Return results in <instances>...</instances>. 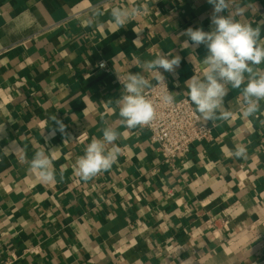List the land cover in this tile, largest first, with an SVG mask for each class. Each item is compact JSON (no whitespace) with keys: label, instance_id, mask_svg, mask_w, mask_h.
Returning a JSON list of instances; mask_svg holds the SVG:
<instances>
[{"label":"crops","instance_id":"crops-1","mask_svg":"<svg viewBox=\"0 0 264 264\" xmlns=\"http://www.w3.org/2000/svg\"><path fill=\"white\" fill-rule=\"evenodd\" d=\"M100 1L0 0V264H264V101L244 117L240 90H230L232 118L208 122L210 137L171 166L147 129L122 124L116 104L119 77L140 72L153 84L143 62L161 52L181 57L160 71L174 99L187 97L207 48H183L182 33L210 31L213 6ZM113 7L142 15L119 27ZM224 14L256 27L264 0H229ZM106 127L121 134L120 154L84 181L76 162ZM237 145L245 157L230 155ZM39 150L52 158L53 182L29 170Z\"/></svg>","mask_w":264,"mask_h":264},{"label":"clouds","instance_id":"clouds-1","mask_svg":"<svg viewBox=\"0 0 264 264\" xmlns=\"http://www.w3.org/2000/svg\"><path fill=\"white\" fill-rule=\"evenodd\" d=\"M213 6L211 14L212 28L204 31L201 28H187L182 35L189 40L184 41L183 48H207V55L199 60L202 76L193 75L185 84L188 89L186 96L195 105V111L207 124L216 121H228L232 112L225 106V97L233 89L240 90L243 100L244 117H255L261 112L260 102L264 101V35L260 25L254 27L251 23H241L231 14L225 15L229 7V0H207ZM142 15L140 8L132 9L113 7L111 17L113 22L123 27L134 18ZM191 42V44L189 43ZM159 53L156 58L143 62L145 70L156 75L158 83H164V76L160 69L172 73L181 62L179 55ZM100 67H104L101 63ZM123 90L116 101L122 124L127 129L147 126L155 117V107L151 99L145 94V89L153 87L151 81L142 73H128L121 80ZM163 101L172 104L175 102L174 94L168 90L162 97ZM63 131L61 121L53 118ZM102 139L93 137L86 146L84 155L76 162V174L84 181H88L102 171L109 170L117 161L120 148L115 141L120 133L111 127L102 129ZM112 145L111 149L107 148ZM237 158L246 156V148L237 145L234 152ZM29 170L37 175L41 182L49 183L55 180L52 158L45 151H36L29 162Z\"/></svg>","mask_w":264,"mask_h":264},{"label":"built area","instance_id":"built-area-1","mask_svg":"<svg viewBox=\"0 0 264 264\" xmlns=\"http://www.w3.org/2000/svg\"><path fill=\"white\" fill-rule=\"evenodd\" d=\"M110 1L112 0H101L96 7H102ZM74 16H77V13L72 14V17ZM101 63L104 67H100ZM98 66L108 71L103 60L98 63ZM164 83H158L155 79L153 87L145 89L146 96L154 104L155 117L149 125L142 128L149 131L150 141L156 145L162 161L171 166L177 158L189 151L193 142L208 139L211 127L201 121L200 115L195 111L188 97L175 99L172 104L164 102L162 97L166 91L171 93L166 78ZM86 138L85 132L75 137L78 143ZM262 224L264 226L263 222ZM29 251L36 252L34 248H29Z\"/></svg>","mask_w":264,"mask_h":264}]
</instances>
